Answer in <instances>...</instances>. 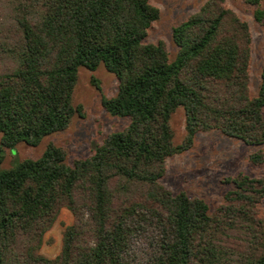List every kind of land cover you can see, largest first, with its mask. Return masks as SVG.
I'll return each instance as SVG.
<instances>
[{
	"label": "trees",
	"instance_id": "obj_1",
	"mask_svg": "<svg viewBox=\"0 0 264 264\" xmlns=\"http://www.w3.org/2000/svg\"><path fill=\"white\" fill-rule=\"evenodd\" d=\"M0 264H264V177L238 172L209 213L207 202L161 183L168 158L216 129L264 147V63L249 89L251 32L225 0H205L172 29L171 59L146 37L160 16L149 0H0ZM253 18L264 21L261 0ZM100 64L118 80L101 103L128 118L87 157L67 163L50 142L35 158L2 167L5 148L30 146L64 130L81 106L72 100L78 70ZM97 83L96 79L92 80ZM182 107L185 134L171 118ZM259 164L261 149L249 156ZM73 215L54 257L41 253L61 208ZM149 234L137 260L132 245Z\"/></svg>",
	"mask_w": 264,
	"mask_h": 264
},
{
	"label": "rangeland",
	"instance_id": "obj_2",
	"mask_svg": "<svg viewBox=\"0 0 264 264\" xmlns=\"http://www.w3.org/2000/svg\"><path fill=\"white\" fill-rule=\"evenodd\" d=\"M149 1L159 8L160 16L148 30L146 41L156 43L162 40L172 59L177 51L172 39L173 27L195 13L205 0ZM225 4L250 26L249 89L250 94L255 95L264 63V21L256 22L253 18L255 6L246 4L243 0H225ZM260 4L264 7V0H261ZM7 15V7L0 1V29L7 23ZM7 64L8 60L0 56V69ZM93 78L97 83L92 81ZM117 90L116 76L102 64L95 70L80 67L72 100L75 105L81 106V112L72 117L67 128L45 136L36 146L21 142L12 149L5 148L2 167L8 168L24 158L39 156L50 142L65 150L67 163L92 154L94 143L100 144L111 132L121 130L128 124V118L109 114L101 103L103 96H113ZM171 126L175 142H181L185 134L182 107L173 114ZM258 149L264 152V147L247 144L216 129L200 131L196 134L191 148L167 159L166 172L161 183L173 192L185 191L189 196L203 198L209 206V213H213L223 202L224 192L231 188V185L226 183L227 177L238 172L264 177V161L254 164L249 158L250 154ZM259 208L264 218V199ZM72 221V213L66 207L61 208L55 223L43 236L40 249L42 254L54 257L60 251L62 232ZM150 242L149 234L138 236L134 240L132 252L137 260L149 256L152 250Z\"/></svg>",
	"mask_w": 264,
	"mask_h": 264
}]
</instances>
